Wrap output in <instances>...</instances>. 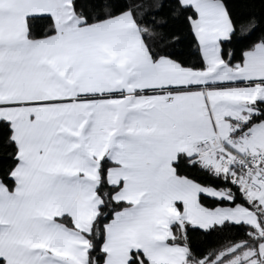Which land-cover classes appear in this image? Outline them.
Wrapping results in <instances>:
<instances>
[{"label":"snow or ice","instance_id":"obj_1","mask_svg":"<svg viewBox=\"0 0 264 264\" xmlns=\"http://www.w3.org/2000/svg\"><path fill=\"white\" fill-rule=\"evenodd\" d=\"M0 264H264V0H0Z\"/></svg>","mask_w":264,"mask_h":264}]
</instances>
